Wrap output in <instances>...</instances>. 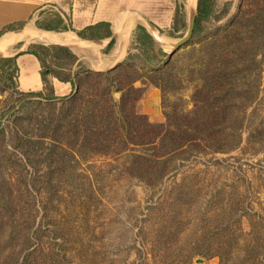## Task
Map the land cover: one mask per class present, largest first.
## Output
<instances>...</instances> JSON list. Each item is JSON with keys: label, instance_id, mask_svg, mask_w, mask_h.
Wrapping results in <instances>:
<instances>
[{"label": "rangeland", "instance_id": "1", "mask_svg": "<svg viewBox=\"0 0 264 264\" xmlns=\"http://www.w3.org/2000/svg\"><path fill=\"white\" fill-rule=\"evenodd\" d=\"M210 3L198 37L170 56L189 29L187 0H141L138 20L150 30L147 17L170 42L154 37L174 58L179 86L163 95L145 78L144 85L136 81L145 87L136 109L153 123H164L175 106L191 110L198 78L190 75L200 52L190 54L228 30L242 11L227 69L233 86L227 133L237 132L238 141L227 151L192 146L170 154L168 171L155 184L138 178L131 165V155L145 148L130 146L113 156L79 143L70 147L69 133L62 134L66 125L57 127L73 110L69 96L22 94L15 74L0 72V264H220L219 254L230 264H264V32L257 30L264 24V0ZM176 5L184 6L187 27L177 16L170 35ZM37 43L13 42L0 54L10 57L23 44L36 49ZM130 53V66L141 74L161 68L136 56L134 37L121 63ZM46 59L60 71L55 57ZM113 96L119 100L121 92Z\"/></svg>", "mask_w": 264, "mask_h": 264}, {"label": "trees", "instance_id": "2", "mask_svg": "<svg viewBox=\"0 0 264 264\" xmlns=\"http://www.w3.org/2000/svg\"><path fill=\"white\" fill-rule=\"evenodd\" d=\"M211 10L210 0H198L196 24L193 31V40L198 37L202 30V20L208 16ZM260 10V9H259ZM245 12L234 18L231 27L215 35L210 41L201 45V48L193 49L198 56L196 68H192L191 77L197 76L193 87L192 104L189 111L177 110L166 111L164 123H153L145 114L136 109V103L144 93V78L147 82L159 87L163 95L178 88L176 75L177 67L174 58H168L160 47L157 46L154 36L144 25H137L134 31V42L138 45L140 57L145 63L155 62L151 75L139 73L131 67L129 62L134 57L130 53L125 61L111 70L93 71L85 68V64L78 62V57L68 47L44 46L29 51L37 56L41 63V77L45 87L51 91L52 85L48 78L54 74L60 80L69 81L74 87L71 96L66 97L74 103L73 110L61 119L66 128L62 132L67 137L66 144L79 143L85 145L95 154L123 155L133 150L130 146H141L145 151L133 154L131 165L138 171L137 177L145 180L146 183L155 184L161 180L168 171L167 163L169 155L179 151H188L192 146L205 149L213 147L214 151H227L237 144V132L231 137L228 132V123L231 112V103L227 97L233 86L227 75L230 62L234 59V45L236 44V31ZM177 16L181 19V27H187L185 20L184 6H177L173 18L172 29L169 34L173 35L177 30ZM25 21L6 25L0 36L7 31L22 27ZM38 27L53 31H76L71 22H66L60 15L55 20L46 22L36 21ZM257 25V24H256ZM263 23L257 25V30L264 32ZM77 34L84 38H93L102 35L99 24L87 26ZM192 40V41H193ZM113 42L108 48H111ZM47 56H53L54 62L60 71H55L48 66ZM17 56L0 58V72H11L18 74L16 62ZM192 57V56H191ZM76 70L73 73V67ZM198 69V72L196 69ZM140 80L142 86H136L135 82ZM121 92L119 100L113 96L114 92ZM28 96H39L42 99L52 100L57 97L53 94L44 95L41 92L23 93ZM166 110V107H165ZM58 129L55 128V131ZM61 134V133H60ZM82 135V137H81ZM68 136V135H67ZM154 178V179H153ZM221 263L230 264L219 254ZM243 260L242 263H246ZM192 264V263H190ZM259 264V263H258ZM261 264V263H260Z\"/></svg>", "mask_w": 264, "mask_h": 264}, {"label": "crops", "instance_id": "3", "mask_svg": "<svg viewBox=\"0 0 264 264\" xmlns=\"http://www.w3.org/2000/svg\"><path fill=\"white\" fill-rule=\"evenodd\" d=\"M140 12L141 0H0V31L8 24L27 21L31 15L33 17L29 20L31 22L24 26L22 32L24 37H19L21 33L18 30L6 33L2 37L14 34L13 38L2 39L1 37L0 49L6 42L10 41L6 50L13 42L23 41L27 43L31 39L38 41L48 35H57L64 44H58V42H41L37 44L39 46L68 47L78 57V62L86 63L97 71L113 69L121 63L122 58L127 54L129 43L134 37L133 33L137 25H141L138 20V13ZM57 15H60L66 22H71L76 32L67 30L62 33L46 30L36 24L37 20L41 22L50 19L55 20ZM129 20L134 21V25L130 29H128ZM28 24H32L35 29L52 32L41 31V36L29 38L24 33ZM96 24L100 25L102 35L84 38L77 34V31ZM70 32L80 42L77 45L78 47H72L62 40L63 36H68V34L72 36ZM112 42L113 45L108 48ZM24 46L23 44L21 48L10 54V57L17 56V89L23 93L41 92L44 95L53 94L55 97L72 95L74 87L71 82L60 80L54 74L48 76L52 90L49 91L45 87L41 77V63L35 54L29 52L35 48ZM75 70L76 65L73 67V73Z\"/></svg>", "mask_w": 264, "mask_h": 264}, {"label": "bare ground", "instance_id": "4", "mask_svg": "<svg viewBox=\"0 0 264 264\" xmlns=\"http://www.w3.org/2000/svg\"><path fill=\"white\" fill-rule=\"evenodd\" d=\"M196 4H197V0H187V7L189 6L190 8V14H191V12L194 10V8L196 7ZM134 20H136V19H134ZM147 20V19H146ZM123 21H124V19H123ZM148 23V22H147ZM149 24V23H148ZM126 25V24H125ZM124 25V26H125ZM134 25V21L133 20H129V23H128V29H130L132 26ZM127 29V30H128ZM27 31V32H26ZM150 31H151V33L154 35V37H156V38H158V39H160V41L163 43V44H166L167 42H169V41H167V39H163V35L161 34V33H159V32H156V31H153V30H151L150 29ZM23 31H20V35H19V37H24V35H23V33H22ZM9 33H11V32H9ZM24 33L26 34V36L27 37H29V38H34V37H39V36H41L42 35V33H41V31H39V30H37V29H35V28H33V26H32V24H28V26L26 27V30L24 31ZM68 33V32H67ZM71 33V32H70ZM72 34V36L70 35V34H68V36H63V38H62V40L65 42V43H67V44H69V45H71L72 47H76L77 45H78V43H80L79 41H77V39L75 38V36H74V34L73 33H71ZM126 34H127V32H126ZM129 34V33H128ZM13 35L14 34H8V35H6L5 37H2V39H5V38H13ZM123 35V34H122ZM38 41H40V42H44V43H49V42H58V44H64V43H62L61 42V40L59 39V36H57V35H48V36H46V37H44L43 39H40V40H38ZM77 41V42H76ZM11 42V41H10ZM10 42H4L5 44L3 45V47L0 49V53H3L5 50H6V48H7V46H8V44L10 43ZM172 42V41H171ZM170 43V42H169ZM125 45V44H124ZM166 46V45H165ZM78 47V46H77ZM121 52V51H120ZM96 61V60H95ZM93 65V64H92Z\"/></svg>", "mask_w": 264, "mask_h": 264}, {"label": "water", "instance_id": "5", "mask_svg": "<svg viewBox=\"0 0 264 264\" xmlns=\"http://www.w3.org/2000/svg\"><path fill=\"white\" fill-rule=\"evenodd\" d=\"M197 4H198V2H197ZM197 4H196V7H197ZM195 7V8H196ZM195 8H194V10L191 12V17H190V21H189V29H188V32H187V34L182 38V39H180L179 41H177L176 43H175V45H174V48L170 51V53H169V55L170 56H172L176 51H178L184 44H186L190 39H191V37H192V35H193V31H194V28H195V24H196V14H197V12H196V10H195ZM144 16V15H143ZM146 19H147V21H148V23H149V27H150V29L151 30H153V31H156V32H159L157 29H156V27H155V25H153L152 23H151V21L147 18V17H145ZM148 29V28H147ZM38 30V29H37ZM20 31H23V29L22 30H20ZM39 31H44V30H39ZM148 31L151 33V31L148 29ZM44 32H52V31H44ZM160 33V32H159ZM152 34V33H151ZM153 35V34H152ZM0 57H4V55H2V54H0Z\"/></svg>", "mask_w": 264, "mask_h": 264}]
</instances>
